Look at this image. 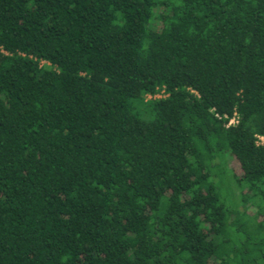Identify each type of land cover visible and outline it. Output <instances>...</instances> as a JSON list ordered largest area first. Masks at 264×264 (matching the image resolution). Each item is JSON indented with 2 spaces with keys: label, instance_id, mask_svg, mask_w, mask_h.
I'll return each instance as SVG.
<instances>
[{
  "label": "trees",
  "instance_id": "obj_1",
  "mask_svg": "<svg viewBox=\"0 0 264 264\" xmlns=\"http://www.w3.org/2000/svg\"><path fill=\"white\" fill-rule=\"evenodd\" d=\"M260 137L264 0H0V264H264Z\"/></svg>",
  "mask_w": 264,
  "mask_h": 264
},
{
  "label": "built area",
  "instance_id": "obj_2",
  "mask_svg": "<svg viewBox=\"0 0 264 264\" xmlns=\"http://www.w3.org/2000/svg\"><path fill=\"white\" fill-rule=\"evenodd\" d=\"M163 94H164V92L162 91L161 93H160V95L159 94H157V95H159L160 97H162L163 96ZM156 95V96H157ZM155 96V97H156ZM150 98H151V96H149ZM159 97V98H160ZM157 98V97H156ZM238 120H237V115L236 114H234V116L230 119V121H229V125H232V124H235L236 122H237ZM260 141L262 142V143H264V137H260Z\"/></svg>",
  "mask_w": 264,
  "mask_h": 264
},
{
  "label": "rangeland",
  "instance_id": "obj_3",
  "mask_svg": "<svg viewBox=\"0 0 264 264\" xmlns=\"http://www.w3.org/2000/svg\"><path fill=\"white\" fill-rule=\"evenodd\" d=\"M159 95H160V94H159ZM159 95H157L156 97L159 98V97H160ZM163 95H164V94H163ZM148 98H150V97L148 96Z\"/></svg>",
  "mask_w": 264,
  "mask_h": 264
}]
</instances>
